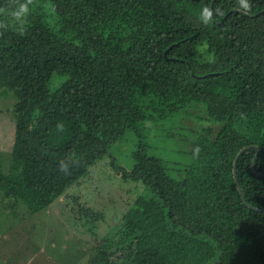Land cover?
I'll return each instance as SVG.
<instances>
[{
  "label": "trees",
  "instance_id": "obj_1",
  "mask_svg": "<svg viewBox=\"0 0 264 264\" xmlns=\"http://www.w3.org/2000/svg\"><path fill=\"white\" fill-rule=\"evenodd\" d=\"M0 23V89L15 97L7 212L96 188L87 172L134 139L127 166L105 164L145 192L100 239L101 209L78 212L89 264H264V0H0ZM179 112L197 124L177 126L188 159L170 166L148 135L173 138Z\"/></svg>",
  "mask_w": 264,
  "mask_h": 264
},
{
  "label": "rangeland",
  "instance_id": "obj_2",
  "mask_svg": "<svg viewBox=\"0 0 264 264\" xmlns=\"http://www.w3.org/2000/svg\"><path fill=\"white\" fill-rule=\"evenodd\" d=\"M14 101L15 97L10 91L0 89V168L5 171H8L12 161L14 119L9 109ZM174 117L175 120L166 123V130L173 134V138L164 137L162 131L157 129H151L148 135L151 144L157 146L156 151L170 166L174 161L186 162L188 159V153L183 150L187 148L185 140L188 138L176 136L179 134L177 126L188 135L191 134L189 127L197 124L195 117L185 112H179ZM176 137L177 145H173ZM133 144L134 139L121 141L109 149L107 159L113 155L114 161L127 166ZM105 159L94 165L84 179L96 182V188L90 184H74L37 213L29 212L24 204L15 213L7 212L0 193V264H89L93 253L89 231L93 233L94 230L88 222L79 219L78 212L85 208L88 211L90 208L101 209L106 218L96 225L97 237L100 239L108 236L114 222L129 208L137 195L145 192L142 183L123 177L113 167L107 166ZM75 196H78L77 201Z\"/></svg>",
  "mask_w": 264,
  "mask_h": 264
},
{
  "label": "clouds",
  "instance_id": "obj_3",
  "mask_svg": "<svg viewBox=\"0 0 264 264\" xmlns=\"http://www.w3.org/2000/svg\"><path fill=\"white\" fill-rule=\"evenodd\" d=\"M32 0H28V4H30ZM28 5L27 4H21L19 6V10L14 13V16L17 20L21 19L22 16L26 15L28 13ZM205 12H207V9H205ZM205 20H207V16L205 17ZM5 25L3 23H0V27H4ZM59 129H63L62 124H58L57 126ZM71 159V158H70ZM70 165L66 163L65 161H61L60 163V170L67 172L69 169Z\"/></svg>",
  "mask_w": 264,
  "mask_h": 264
},
{
  "label": "water",
  "instance_id": "obj_4",
  "mask_svg": "<svg viewBox=\"0 0 264 264\" xmlns=\"http://www.w3.org/2000/svg\"><path fill=\"white\" fill-rule=\"evenodd\" d=\"M211 5H212V2H211ZM211 5H210V6H211ZM246 147H248V145H247V146H244V147L238 152L237 156H238L239 153H240L244 148H246ZM256 150H257V147H256ZM256 150H255V154H256ZM255 154H254V157H255ZM237 156H235L236 158H235V160H234V164H233V175H234L235 182L237 183L238 189H239V191H240L242 197H244V196H243V193H242V190H241V187H240V185L238 184L237 177H236V161H237ZM256 209H257V208H256ZM261 210H263V209H261Z\"/></svg>",
  "mask_w": 264,
  "mask_h": 264
}]
</instances>
